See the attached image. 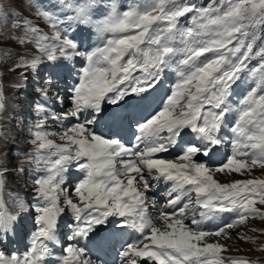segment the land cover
<instances>
[{
    "label": "snow or ice",
    "instance_id": "snow-or-ice-1",
    "mask_svg": "<svg viewBox=\"0 0 264 264\" xmlns=\"http://www.w3.org/2000/svg\"><path fill=\"white\" fill-rule=\"evenodd\" d=\"M257 219L264 0H0V264H264Z\"/></svg>",
    "mask_w": 264,
    "mask_h": 264
},
{
    "label": "rangeland",
    "instance_id": "rangeland-1",
    "mask_svg": "<svg viewBox=\"0 0 264 264\" xmlns=\"http://www.w3.org/2000/svg\"><path fill=\"white\" fill-rule=\"evenodd\" d=\"M21 148H27L29 145L27 144H21ZM256 175H259V172L256 173ZM223 180L230 179V177H220ZM240 178V177H236ZM253 224L256 225L257 228L264 229V222H261L260 220H254L252 221ZM34 230L29 222L28 227L22 230L16 244L13 245L15 248H19L20 251L24 250L25 245L28 243V240L30 238V232ZM242 232H244L246 235L249 236H260V240H257L255 243H248V242H240L236 245V247H239L241 250V254L247 252L248 254L256 253V250L261 242V240H264V236H261L259 232H252L248 229H241ZM235 244V242H233ZM259 254V253H256Z\"/></svg>",
    "mask_w": 264,
    "mask_h": 264
},
{
    "label": "bare ground",
    "instance_id": "bare-ground-1",
    "mask_svg": "<svg viewBox=\"0 0 264 264\" xmlns=\"http://www.w3.org/2000/svg\"><path fill=\"white\" fill-rule=\"evenodd\" d=\"M161 190H163V188Z\"/></svg>",
    "mask_w": 264,
    "mask_h": 264
}]
</instances>
